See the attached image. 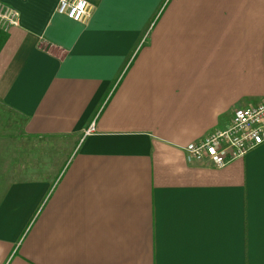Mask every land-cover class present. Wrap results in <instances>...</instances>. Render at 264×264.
<instances>
[{
	"label": "crops",
	"instance_id": "crops-1",
	"mask_svg": "<svg viewBox=\"0 0 264 264\" xmlns=\"http://www.w3.org/2000/svg\"><path fill=\"white\" fill-rule=\"evenodd\" d=\"M87 1L80 22L0 0V102L67 144L50 165L0 145V264H264V143L184 151L264 101V0Z\"/></svg>",
	"mask_w": 264,
	"mask_h": 264
},
{
	"label": "built area",
	"instance_id": "built-area-1",
	"mask_svg": "<svg viewBox=\"0 0 264 264\" xmlns=\"http://www.w3.org/2000/svg\"><path fill=\"white\" fill-rule=\"evenodd\" d=\"M87 0H58L56 13L75 21H85L91 11ZM19 13L11 6L0 2V27L8 29L18 24ZM94 131L88 126L84 135ZM264 143V101L235 109L228 124L204 135L198 141L184 147L189 162L209 161L216 167L244 157L249 151Z\"/></svg>",
	"mask_w": 264,
	"mask_h": 264
},
{
	"label": "rangeland",
	"instance_id": "rangeland-1",
	"mask_svg": "<svg viewBox=\"0 0 264 264\" xmlns=\"http://www.w3.org/2000/svg\"><path fill=\"white\" fill-rule=\"evenodd\" d=\"M22 123L23 117L21 115L0 102V145H2L4 164H8L10 160L13 163L18 158L25 161L27 158L34 157L36 164L49 163L48 165H50L52 161L56 160L50 156L52 151L62 146L64 152L67 144L63 140L47 142L44 139L24 137Z\"/></svg>",
	"mask_w": 264,
	"mask_h": 264
}]
</instances>
